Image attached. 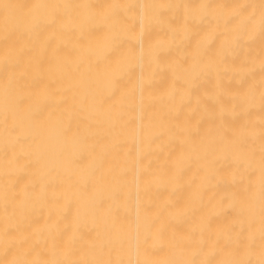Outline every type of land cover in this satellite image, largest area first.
<instances>
[{"label":"bare ground","instance_id":"bare-ground-1","mask_svg":"<svg viewBox=\"0 0 264 264\" xmlns=\"http://www.w3.org/2000/svg\"><path fill=\"white\" fill-rule=\"evenodd\" d=\"M0 264H264V0H0Z\"/></svg>","mask_w":264,"mask_h":264}]
</instances>
